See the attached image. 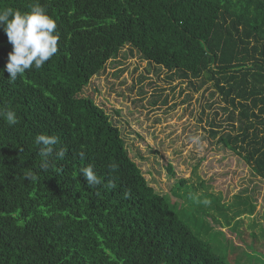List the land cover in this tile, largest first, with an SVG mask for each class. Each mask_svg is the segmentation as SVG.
<instances>
[{
    "label": "trees",
    "instance_id": "1",
    "mask_svg": "<svg viewBox=\"0 0 264 264\" xmlns=\"http://www.w3.org/2000/svg\"><path fill=\"white\" fill-rule=\"evenodd\" d=\"M35 3L57 25L58 51L41 69L10 82L0 28V110L18 119L0 117V264H230L147 182L120 128L82 92L125 46L212 81L235 122L218 143L264 178V0H0V10ZM39 134L59 138L46 166ZM86 166L100 184L84 181Z\"/></svg>",
    "mask_w": 264,
    "mask_h": 264
},
{
    "label": "rangeland",
    "instance_id": "2",
    "mask_svg": "<svg viewBox=\"0 0 264 264\" xmlns=\"http://www.w3.org/2000/svg\"><path fill=\"white\" fill-rule=\"evenodd\" d=\"M82 94L105 109L147 182L213 251L230 264H264V178L218 143L234 121L212 81L180 77L125 46Z\"/></svg>",
    "mask_w": 264,
    "mask_h": 264
},
{
    "label": "clouds",
    "instance_id": "3",
    "mask_svg": "<svg viewBox=\"0 0 264 264\" xmlns=\"http://www.w3.org/2000/svg\"><path fill=\"white\" fill-rule=\"evenodd\" d=\"M56 21L49 16L45 9L38 3L31 6V10L21 12L11 7L0 10V28L5 32L8 42L12 45V51L8 54L3 71H6L10 82H15L26 70L35 68L41 69L58 51V36L55 35ZM0 117H4L9 125L18 123L14 111L0 110ZM59 138L55 135L39 134L35 137L36 145L40 146L39 156L42 158L43 166L47 165V158L53 152V146L58 143ZM63 158L64 150L56 153ZM81 157L84 153H80ZM111 170L117 165L111 164ZM84 181L89 187L100 184L101 181L94 172L92 166L80 169ZM24 179L34 181L37 176L29 171L24 174ZM114 187V185H109ZM205 204L208 201H204Z\"/></svg>",
    "mask_w": 264,
    "mask_h": 264
}]
</instances>
